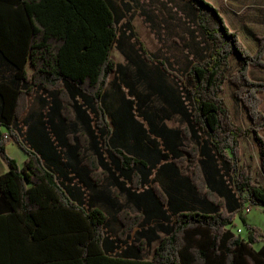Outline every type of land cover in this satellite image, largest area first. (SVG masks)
I'll return each instance as SVG.
<instances>
[{
	"label": "trees",
	"instance_id": "trees-1",
	"mask_svg": "<svg viewBox=\"0 0 264 264\" xmlns=\"http://www.w3.org/2000/svg\"><path fill=\"white\" fill-rule=\"evenodd\" d=\"M186 1L210 46L176 74L177 86L167 69L124 73L112 55L124 13L112 0H0V157L9 165L0 174V264H264V243L253 248L264 231L240 213L248 234H235L238 210L222 197L237 192L239 205L264 208V186L240 152L251 136L264 171V81L247 75L264 68V35L251 53L217 7ZM226 80L246 127L222 98ZM175 113L183 127H156ZM11 140L26 154L21 166L6 150ZM104 207L119 210L109 216ZM115 220L112 240L104 228ZM135 228L131 252L108 253Z\"/></svg>",
	"mask_w": 264,
	"mask_h": 264
},
{
	"label": "rangeland",
	"instance_id": "rangeland-1",
	"mask_svg": "<svg viewBox=\"0 0 264 264\" xmlns=\"http://www.w3.org/2000/svg\"><path fill=\"white\" fill-rule=\"evenodd\" d=\"M112 1L118 8L119 12L124 13V18L121 20L119 27V39L117 44H115L112 49V55L115 61L124 65V67H127H125L127 70L124 68V73L131 75L128 71L130 70L129 67L133 70L139 64L150 68L159 67L162 70L167 69L169 71V74L167 73L168 79L179 86L176 74L181 75L182 72L187 70L192 63L208 54L210 46L209 41L206 38L204 31L198 24L197 10L188 1ZM207 1L217 7L222 16L229 19V14L226 13L225 9L228 8V6H232V0ZM240 2L241 6L238 8V10H241L240 16H247V19H257L258 16L264 14V0H240ZM137 38L140 42H142L144 48L148 52L149 58L145 57L143 50L139 47ZM245 44L248 46L249 42L247 41ZM243 46L251 53H254L257 49L256 48L251 51L244 44ZM230 62L234 65L236 58L231 56ZM115 74L117 73L115 72L111 74L110 78L115 76ZM221 95L230 110L232 121L236 125H239L236 122L240 121V106L236 101H234L233 97L230 96L227 86L224 90H222ZM170 122L171 124H176L175 120H171ZM244 147L247 149V145ZM18 151L23 153V150ZM8 153L10 155L13 154V156L15 154L11 148ZM0 161L6 164L1 157ZM247 161L248 163L246 164L241 158V163L250 167L253 177L257 181L263 182L264 184V171H262L260 164V167H258L256 158H248ZM246 206H249L250 210L246 211ZM245 207L242 211L244 220L248 224L257 226L264 231L263 208L259 206H252L248 202H246ZM238 226H240L242 230L241 235L246 238L248 230L244 226L240 216L237 215L235 225L232 227V230L235 232V229H237ZM263 243L264 240L255 242L253 243V248L258 250ZM151 251L152 248L148 250L147 256H150Z\"/></svg>",
	"mask_w": 264,
	"mask_h": 264
},
{
	"label": "crops",
	"instance_id": "crops-1",
	"mask_svg": "<svg viewBox=\"0 0 264 264\" xmlns=\"http://www.w3.org/2000/svg\"><path fill=\"white\" fill-rule=\"evenodd\" d=\"M240 6H241L240 0H232V6H228V8L225 9L226 13L229 14V19H226L224 16H222V17H223L225 23L227 24V26L229 27V29H231L237 33L239 40L245 46H246L245 42H247V41L249 42V45L246 47L252 51V50H255L257 48L256 36L264 35V14L258 16L257 19H247L246 18L247 16H244V17L240 16L241 10H238V8ZM263 6H264V3H263ZM236 66H237V61L234 63V65H232L230 62L229 73H232L235 70ZM157 68H155L154 70H156L158 73H160V71H163L162 69H159V68L157 69ZM164 73H165V77L167 78L166 79L168 82L167 84H169V82H172L168 79L169 73L166 71ZM247 74H248V77L252 80L264 81V68L248 67ZM226 86L230 92V96H232L234 101H236L237 104L240 106V110H241L240 121L236 122V123L242 127H245L249 124V118L247 117V113H246L245 109L243 108V106L241 105V103L235 98L234 86L228 80H226L223 83V90L225 89ZM259 97L261 99V105L260 106L264 112V92L259 93ZM160 104L165 105L162 102ZM137 118L139 120H142L141 117H137ZM27 120H28V115L26 113H23V115L19 119V124H18L19 127L23 128L25 130L27 127ZM171 120H175L176 124L175 125L171 124V122H170ZM185 123H186L185 120L183 118L181 119V115L177 114V113L171 114L170 116H164L163 118H161V116H158L156 118V127L157 128H162L164 124L167 127H183L185 125ZM260 133H261L262 137L264 138V130H262ZM245 145H247V149H246V147H244ZM160 147H161V145H160ZM10 148L14 151L15 154H14V156H13V154H11V155L9 153L8 154L11 157H13L17 161V163L21 166L24 162L25 157H26L25 152L23 151V153H22L21 151H18V150H22V149L12 140L9 141L6 145L7 152L10 151ZM240 149H241V158L246 164L248 163V161H247L248 158L255 157L256 162H258V167H260L259 166L260 163H259L258 149H257L256 143L252 137H250V136L242 137L240 139ZM162 150H164V149H162ZM248 151H250V152H248ZM162 163H164V160L159 162L156 167L157 168L160 167L162 165ZM8 169H9V165L7 163L5 164V163L0 161V174L5 173ZM154 175H152V177H154ZM158 175L159 176L156 177V179H155L156 184L158 187H160L163 190V189H165L166 180H167L166 177L168 174L165 171V169H161L160 173ZM218 176H219L218 174L215 175V177L213 179L216 182H221L220 178ZM225 180H226L227 185L232 188L233 187L232 181L227 175L225 176ZM258 182L264 186L263 182H260V181H258ZM222 197L224 199V203L226 205V208L229 211L236 209V208L238 210L236 213L235 219H234V224H233V226H234L237 215L240 216V213L243 215L242 211L245 207L246 202H244L241 205L238 204V201L240 200V198L238 197L237 192L234 194L231 193V195L229 193L227 196H222ZM236 198H237V200H235ZM120 201H124V198L121 197ZM118 210L119 209L104 207V211L109 216L115 215ZM263 210H264V208H263ZM111 220L113 221L114 219H111ZM153 222H154V220L152 219L150 221V224H152ZM119 228H120V226H119L118 222L115 220L114 223H110L104 228L105 235L109 239L115 240L116 239V232H118L120 230ZM237 228H240V226H238ZM135 230H136V228L130 232V236H129L126 243L119 242V244H120L119 248L115 249L113 252L109 251L108 253L114 254L115 252L120 251L121 249H125L129 245L130 246L126 249L130 250V252H131V241H132V238L134 237ZM234 233L238 234L237 231H235ZM155 244H156V242H153L152 246H154Z\"/></svg>",
	"mask_w": 264,
	"mask_h": 264
},
{
	"label": "built area",
	"instance_id": "built-area-1",
	"mask_svg": "<svg viewBox=\"0 0 264 264\" xmlns=\"http://www.w3.org/2000/svg\"><path fill=\"white\" fill-rule=\"evenodd\" d=\"M245 210H246V211L250 210V207H249V206H246V207H245ZM235 231H240V232H242L241 228H237V229H235Z\"/></svg>",
	"mask_w": 264,
	"mask_h": 264
},
{
	"label": "bare ground",
	"instance_id": "bare-ground-1",
	"mask_svg": "<svg viewBox=\"0 0 264 264\" xmlns=\"http://www.w3.org/2000/svg\"><path fill=\"white\" fill-rule=\"evenodd\" d=\"M238 232V234H241V232L240 231H237Z\"/></svg>",
	"mask_w": 264,
	"mask_h": 264
}]
</instances>
